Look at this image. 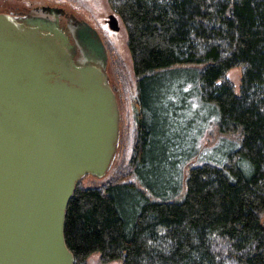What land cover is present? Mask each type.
I'll use <instances>...</instances> for the list:
<instances>
[{
    "label": "trees",
    "instance_id": "1",
    "mask_svg": "<svg viewBox=\"0 0 264 264\" xmlns=\"http://www.w3.org/2000/svg\"><path fill=\"white\" fill-rule=\"evenodd\" d=\"M108 1L137 78L136 136L126 169L80 182L70 200L74 264L95 253L103 264H264V0ZM194 97L218 108L222 133L241 138L224 164L186 177L171 133Z\"/></svg>",
    "mask_w": 264,
    "mask_h": 264
},
{
    "label": "water",
    "instance_id": "2",
    "mask_svg": "<svg viewBox=\"0 0 264 264\" xmlns=\"http://www.w3.org/2000/svg\"><path fill=\"white\" fill-rule=\"evenodd\" d=\"M42 23L0 13V264H74L68 205L84 177H107L120 142L119 103L96 30L87 25L74 37L93 55L78 64L59 21L46 22L47 35ZM108 25L121 30L115 14Z\"/></svg>",
    "mask_w": 264,
    "mask_h": 264
},
{
    "label": "rangeland",
    "instance_id": "3",
    "mask_svg": "<svg viewBox=\"0 0 264 264\" xmlns=\"http://www.w3.org/2000/svg\"><path fill=\"white\" fill-rule=\"evenodd\" d=\"M40 4L61 7L67 14L87 21L97 29L107 47L110 84L115 89L121 113L120 142L116 158L106 178L99 180L86 176L81 180L84 187L96 186L114 175L117 170L126 169L133 154L136 136L133 109L137 96V78L128 47V35L121 18L111 9L108 0H0V12L24 11L32 5ZM111 14L119 18L121 31L118 34L110 31L105 25ZM227 76L239 92L243 69H231ZM184 88L191 90L193 84H186ZM187 104L189 108L182 109L179 114L182 128L171 133L176 137L174 150L183 158L186 177L192 167L203 163L219 166L224 164L230 159L233 151L239 148L241 138L240 133L227 135L220 131L218 125L215 126L219 112L214 105L204 103L196 97L188 99ZM250 174L251 172L247 171V175ZM127 180L133 181L134 178L129 176ZM88 264H103L100 253L93 254ZM108 264H121V262L117 260Z\"/></svg>",
    "mask_w": 264,
    "mask_h": 264
},
{
    "label": "flooded vegetation",
    "instance_id": "4",
    "mask_svg": "<svg viewBox=\"0 0 264 264\" xmlns=\"http://www.w3.org/2000/svg\"><path fill=\"white\" fill-rule=\"evenodd\" d=\"M56 8L61 9V7H54V6L40 4V5H32V7H29L24 11H9V13L7 14H11L16 17L23 18V19H27L31 17L39 18L40 20L44 21V23L41 24V29L39 28L40 33H44L46 35L48 34L45 31L46 22L51 23V21H55V20H57V22L59 21L60 30L62 31L64 36L69 37L70 44L74 46V51L71 50L70 54L73 55L75 62L78 64H81L84 61L92 60L93 55L91 54L90 50L83 49L74 38L76 34H81V33L85 34L87 32V29H86L87 25L89 26L91 25L87 21L79 20L73 17L72 15L67 14L65 11L63 13L61 12L57 13V11L55 10ZM0 13H6V12H0ZM105 25L109 28L108 19L106 20ZM92 29H95V28L92 27ZM95 30L101 39V36L99 32L97 31V29ZM119 32H114V33L118 34ZM94 35L95 33L92 32V37ZM103 44L105 46V49L107 50L105 42H103ZM86 55H88V57H86ZM107 55H109L108 52H107ZM108 68H109V56H108V62H107V74H108Z\"/></svg>",
    "mask_w": 264,
    "mask_h": 264
}]
</instances>
